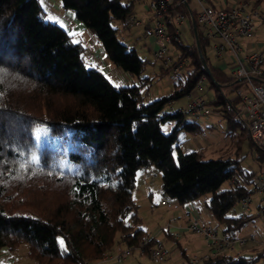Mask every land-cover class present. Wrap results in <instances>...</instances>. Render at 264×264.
<instances>
[{
  "label": "trees",
  "instance_id": "obj_1",
  "mask_svg": "<svg viewBox=\"0 0 264 264\" xmlns=\"http://www.w3.org/2000/svg\"><path fill=\"white\" fill-rule=\"evenodd\" d=\"M58 1L94 35L107 61L137 84H112L96 66H87L82 45L57 22L43 18L40 0H0V249L15 251L24 244L36 264H91L114 247L130 253L140 248L148 234L140 225L132 189L137 170L150 165L161 172L162 194L178 203L211 193L205 208L222 233L235 234L252 216L229 211L250 194L246 184L254 183L264 166V149L253 144L238 102L221 88L233 90L241 83L211 61L198 25L199 51L182 48L179 56L186 64L175 71V64L161 65L178 75V82L168 94L145 101L143 90L146 94L150 83L142 75L145 60L117 39L111 25L113 19L124 22L131 5L121 0ZM6 74L23 82L29 94L10 99ZM205 79L214 90L206 104L226 119L237 136L234 144L247 140L249 150H255L256 169L243 167L239 157L202 159L198 151L182 152L178 146L174 157L178 130L199 126L185 120L181 107L167 112L164 107L189 96ZM167 121L174 124L164 133L160 125ZM42 123L57 136L56 144L34 143V127ZM25 143L28 152L21 149ZM16 163L63 189V198L32 212H12L4 193ZM143 255L150 258L144 248ZM182 258L181 264H255L264 258V248L255 256L222 251L194 262L183 252Z\"/></svg>",
  "mask_w": 264,
  "mask_h": 264
},
{
  "label": "rangeland",
  "instance_id": "obj_2",
  "mask_svg": "<svg viewBox=\"0 0 264 264\" xmlns=\"http://www.w3.org/2000/svg\"><path fill=\"white\" fill-rule=\"evenodd\" d=\"M45 1L50 0H40L44 11H45ZM124 3L131 5V13L135 18L142 22L140 26L124 24L120 20H111V25L116 28L117 39L127 45L128 47H133L136 53L145 60L143 76H148L150 83L147 88V93L145 94L143 90L144 100H150L157 98L162 95H166L172 89L174 82H178V75H175L170 71L166 72L162 69L160 61L155 59L151 54V51L147 48L144 36L143 27L149 22L150 13L146 11L147 3L150 0H121ZM250 2L257 6L258 9L264 11V0H250ZM43 18L45 20L52 21V18L46 13H44ZM261 24V23H260ZM263 24V23H262ZM181 30L185 32L190 39H193L191 34L189 23H185L180 26ZM252 33L255 34L251 40H263L264 39V24L253 29ZM241 45L246 47L248 42L247 38L240 40ZM169 54L172 56L173 60L181 53L182 48L176 47L173 44H168ZM84 50V48H83ZM84 53V51H83ZM207 54L210 56L211 61L218 65L219 61L213 56V52L210 48L207 49ZM85 55V54H84ZM87 66L89 64L85 62ZM227 73L229 72V67L224 69ZM6 80L8 81V95L10 99H18L19 95L29 94L27 93L26 86L23 82H18L12 75L6 74ZM136 81V79H134ZM223 93L230 99L233 97V90L231 86H222ZM198 96L203 99H212L214 97V90L208 88V80H203L201 82V87L197 88ZM28 95L27 98L28 99ZM196 97L183 96L177 100H173L170 104L164 107V112L173 111L178 107L187 108L189 102ZM30 99V98H29ZM33 104V103H32ZM32 107V106H29ZM186 121H196L199 126L198 130L189 131L184 128L178 130V141L174 144L173 155L177 154V148L182 152H188L196 150L199 152L202 159H214L219 157H239L241 165L246 168H255L256 164L253 160L255 156V150L250 151L247 140L241 141L239 144H234L236 134L229 129L226 119L222 117L219 113H211L208 118L203 116H191L189 113L184 114ZM174 121H167L161 123L160 127L164 133L171 130ZM13 126L12 123H9ZM11 133V132H10ZM8 137V136H7ZM33 140L38 147L44 145H53L58 141L57 136L50 133L49 128L46 124H37L33 131ZM16 144L18 142H15ZM25 147L19 148L29 151L26 148L28 144H24ZM23 145V146H24ZM15 146V145H14ZM16 147V146H15ZM17 148V147H16ZM22 154L24 152L22 151ZM37 153H32V158H36ZM17 161V160H16ZM20 161V160H19ZM25 163L28 161L26 158H22ZM11 173L8 174L9 180L6 184L5 189V201L11 204L12 212H32L38 207H43L47 205L55 204V202L63 198L65 194L64 190L55 185L54 183L48 181L44 175L35 173L36 170L28 171L22 168L19 163ZM25 165H23L24 167ZM146 172H149L151 177H146ZM28 175L33 176L28 177ZM4 177V176H3ZM222 188L227 187L224 183ZM246 188L250 191V204L248 212L241 209V206L236 202L233 208L229 211L232 215H238L240 213H249L252 218L245 225L235 231V236L242 238L248 234H255L257 237L263 235L264 233V218L258 213L257 206H264V193L259 192L255 189L252 182L246 184ZM161 172L154 166L150 165L146 168L138 169L135 175V182L132 189V196L135 203L137 204V216L140 220L141 227L146 231L149 237H153L160 241L166 251L165 259L159 264H181L182 262V251L188 258L196 257L192 260H198L206 256L204 253V248L202 244L204 239L192 232L186 231L181 233L178 230L172 232V236H167V230L173 229V226L167 224L169 222L174 224H181L184 220L185 207L183 204L176 202L174 199L162 195L161 193ZM211 193L207 192L192 202L196 205L201 213V218L208 221L217 231L221 232L220 226L215 220H208V216L204 211V202L209 199ZM13 198V199H12ZM37 207V208H36ZM176 221V223L174 222ZM164 229V230H163ZM167 232H166V231ZM155 231H158L155 233ZM165 231V232H164ZM179 233V234H178ZM152 235V236H150ZM248 243V242H247ZM234 249L238 246L233 244ZM243 246V245H239ZM250 250L247 254L255 256L258 251L262 250L263 247L260 243H249ZM123 250V247H114L109 251L105 252L99 259L105 258L109 255H113L118 251ZM144 250H146L144 248ZM4 251L9 252L6 248ZM130 251V250H129ZM143 251V249H142ZM147 251V250H146ZM230 249L226 250L229 252ZM15 257H19L20 260L16 261L15 264H36L32 262L27 257V247L22 244L19 245L15 251H11ZM141 250L135 249L128 254L126 259L121 264H155L146 255L140 256ZM241 253H244L241 251ZM9 254V253H8ZM203 254V255H202ZM208 254V253H207ZM1 258V257H0ZM18 258V259H19ZM16 259V258H15ZM99 259L94 260L91 263H96ZM255 264H264V259L260 258Z\"/></svg>",
  "mask_w": 264,
  "mask_h": 264
},
{
  "label": "built area",
  "instance_id": "obj_3",
  "mask_svg": "<svg viewBox=\"0 0 264 264\" xmlns=\"http://www.w3.org/2000/svg\"><path fill=\"white\" fill-rule=\"evenodd\" d=\"M146 11L151 15L149 22L143 27L145 44L162 66L175 64L172 71L183 67L186 62L180 58V54L173 60L168 44L180 48H199L194 32L191 31L193 39H190L180 28L185 23H189L190 30L193 29V23L198 25L201 35L207 41V48L212 50L213 56L225 68L229 67V76L235 82L241 83L240 87L233 89L231 100L238 102V114L245 120L253 144L264 149V48L244 51L240 41L249 37L257 24L264 23V11L258 9L250 0H150ZM124 22L128 25H142L131 12ZM202 81L189 93V96L196 98L189 102L187 108L181 110L194 117L201 115L208 118L212 110L197 93ZM151 176L153 175L146 172V177ZM253 184L255 189L264 193V166ZM237 202L242 210L249 211V195ZM258 213L264 218V206L258 208ZM187 230L204 239L209 248L205 257L231 249L236 243L245 245L247 242H258L264 246V233L258 237L251 233L238 238L232 232L217 231L198 217L188 218ZM143 248L154 263L164 261L166 251L157 239L145 236L139 248L140 253ZM129 253V249H123L91 264H121ZM84 263L88 264L86 260Z\"/></svg>",
  "mask_w": 264,
  "mask_h": 264
},
{
  "label": "crops",
  "instance_id": "obj_4",
  "mask_svg": "<svg viewBox=\"0 0 264 264\" xmlns=\"http://www.w3.org/2000/svg\"><path fill=\"white\" fill-rule=\"evenodd\" d=\"M45 13L48 14L50 18H52V21L57 22L63 29H65L66 32L71 36L74 42H78L82 45V47L84 48V54H85L84 61L87 62L89 65L96 66L112 84H115V85L131 84V83L137 84V80L135 81L134 78H132L128 73L122 71L116 66H113L111 63L107 61L105 52L103 48L101 47V45L99 44V42L94 37V35L87 28H85L81 22L77 21L70 11L63 9L60 6V3L58 0L45 1ZM263 24H257L256 27H259L260 25L263 26ZM253 36H255L254 33H252L249 37H247L248 42L246 44V47L245 46L243 47L244 51L264 48V39L263 40H251ZM217 66L219 68H222L223 70L225 69L221 61H219V64ZM183 206L186 208L185 215H184L185 218L181 224H174L171 222L168 223L170 226H173V229L167 230L168 232L165 230L168 233L167 234L168 237H171L172 232H176L177 230L181 233H185L186 231H188L187 224H188L189 217H198L203 222L208 223V221H205L201 218V213L199 209L196 207V205L192 201L184 203ZM260 206L261 205L257 206V209ZM203 207H204L205 213L208 216V220L210 221L213 220L212 216L205 208V205H203ZM174 222L176 223L175 220ZM156 232L158 231H155V233ZM249 243L251 242H248L247 244L243 246H239V244L236 243L238 246L235 249L233 246L229 252L232 255H235V254L250 255V254H247L251 247L249 246ZM252 243H256V242H252ZM262 247L264 248V246ZM202 248H204L203 254L209 253V248L205 241L202 244ZM4 249L6 248L0 249V257H1L0 264H15L16 261L20 260V258L15 257L11 251L7 252V251H4ZM241 251L244 253H241ZM194 258L196 257H192L191 259H194Z\"/></svg>",
  "mask_w": 264,
  "mask_h": 264
},
{
  "label": "water",
  "instance_id": "obj_5",
  "mask_svg": "<svg viewBox=\"0 0 264 264\" xmlns=\"http://www.w3.org/2000/svg\"><path fill=\"white\" fill-rule=\"evenodd\" d=\"M192 25H193L194 36H195V39L197 40L195 24L193 23ZM197 49H198V51H199V48H197ZM200 57H201V60H202L203 66H204V68H205V70H206L208 76L212 79V76H211V74H210L209 68H208V66H207V64H206V62H205V60L203 59L202 55H200Z\"/></svg>",
  "mask_w": 264,
  "mask_h": 264
},
{
  "label": "snow or ice",
  "instance_id": "obj_6",
  "mask_svg": "<svg viewBox=\"0 0 264 264\" xmlns=\"http://www.w3.org/2000/svg\"><path fill=\"white\" fill-rule=\"evenodd\" d=\"M58 242L61 244V246H62L63 243H64L62 239H60Z\"/></svg>",
  "mask_w": 264,
  "mask_h": 264
}]
</instances>
